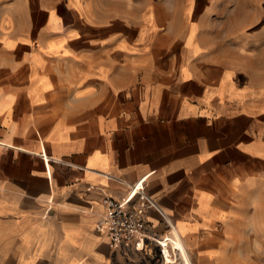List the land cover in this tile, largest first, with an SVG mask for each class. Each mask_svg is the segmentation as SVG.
<instances>
[{
  "label": "crops",
  "instance_id": "obj_1",
  "mask_svg": "<svg viewBox=\"0 0 264 264\" xmlns=\"http://www.w3.org/2000/svg\"><path fill=\"white\" fill-rule=\"evenodd\" d=\"M139 180L162 264L264 235V0H0V264H138L95 224Z\"/></svg>",
  "mask_w": 264,
  "mask_h": 264
},
{
  "label": "built area",
  "instance_id": "obj_2",
  "mask_svg": "<svg viewBox=\"0 0 264 264\" xmlns=\"http://www.w3.org/2000/svg\"><path fill=\"white\" fill-rule=\"evenodd\" d=\"M141 182L139 180L129 186L127 194L120 200L108 196L102 199L104 210L95 224V231L106 235L114 250L143 252L146 248H155L163 263H166L161 241L169 239L153 234L144 218V211L159 210L152 198L144 192ZM165 222L171 233L170 238H175L170 221ZM168 244L169 257L175 258L177 250L171 243Z\"/></svg>",
  "mask_w": 264,
  "mask_h": 264
},
{
  "label": "rangeland",
  "instance_id": "obj_3",
  "mask_svg": "<svg viewBox=\"0 0 264 264\" xmlns=\"http://www.w3.org/2000/svg\"><path fill=\"white\" fill-rule=\"evenodd\" d=\"M239 215L234 223V229H236L237 238V248L239 251L233 253H214L213 254V264H264V235L262 233L255 234V236H248L247 229L252 228L253 221L249 222L247 219V209L244 206H240ZM258 224L257 228L262 229L264 232V221L256 222ZM229 239V238H228ZM226 241V240H225ZM231 242H228V244ZM124 259L126 261L134 260L138 264H162L160 258L158 257V251L152 250L150 255L144 256H134L132 254H124ZM191 262L196 264L197 262V252L189 253ZM176 264H181L178 262Z\"/></svg>",
  "mask_w": 264,
  "mask_h": 264
},
{
  "label": "bare ground",
  "instance_id": "obj_4",
  "mask_svg": "<svg viewBox=\"0 0 264 264\" xmlns=\"http://www.w3.org/2000/svg\"><path fill=\"white\" fill-rule=\"evenodd\" d=\"M161 244H162V246H164L163 247V255L168 257L170 254V251L168 249V243L164 240V241H161Z\"/></svg>",
  "mask_w": 264,
  "mask_h": 264
}]
</instances>
